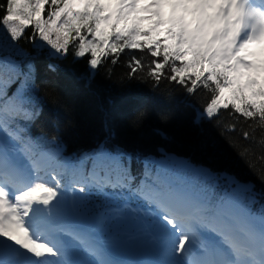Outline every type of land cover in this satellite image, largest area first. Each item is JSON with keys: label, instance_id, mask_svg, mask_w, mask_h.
<instances>
[{"label": "snow or ice", "instance_id": "6c2138e0", "mask_svg": "<svg viewBox=\"0 0 264 264\" xmlns=\"http://www.w3.org/2000/svg\"><path fill=\"white\" fill-rule=\"evenodd\" d=\"M0 13V264H264V200L250 182L184 163L134 173L132 154L103 145L78 158L91 160L85 175L62 144L30 134L41 114L36 60L63 61L70 47L73 64L89 57L86 73L67 70L89 92L105 61L130 53L128 79L146 70L153 89L166 81L189 98L209 93L203 108L189 99L158 114L169 124L191 109L203 151L215 150L203 124L222 111L252 122L245 139L264 134V0H5ZM25 38L33 52L17 46ZM46 71L59 75V63ZM147 115L136 110L130 126ZM218 178L228 188L216 194ZM93 190L111 203L97 207ZM123 245L156 258H111Z\"/></svg>", "mask_w": 264, "mask_h": 264}, {"label": "trees", "instance_id": "16d2710c", "mask_svg": "<svg viewBox=\"0 0 264 264\" xmlns=\"http://www.w3.org/2000/svg\"><path fill=\"white\" fill-rule=\"evenodd\" d=\"M4 2L0 0V6ZM17 44L26 52H33V45L26 38ZM130 55H122L116 65H112L110 60L105 61L96 72L92 92L85 90L83 82H75V76L88 71L86 62L89 57L73 64L71 47L63 61H49L41 56L36 60V97L37 106L42 110L39 120L32 127L30 125V134L40 136L42 143L55 140L62 144V155L71 158L69 162L78 164L81 169H90L91 160L85 158L80 161L78 158L103 145L109 151L132 154L131 168L134 173L141 172L145 164L154 168L155 162L170 155L187 164L226 171L230 177L251 182L264 191V182L259 178V174H264V145L260 143L264 134L257 129L252 138L245 139L243 132L251 131L248 125L252 122L222 111L214 122L203 124V136L215 143V150L207 152L199 149L196 146L199 133L190 127L194 115L191 109H183L180 122L169 124H163L158 114L189 99L198 108H203L210 94L200 90L195 97L189 98L179 85L166 81L158 89H153V81L145 75L146 70L137 73L139 79H128L131 69L127 60ZM147 59L145 57L146 62ZM48 63H59L60 74L47 72ZM69 68L74 69L75 76L67 71ZM57 96L59 102H55ZM109 100L112 103H108ZM142 108L148 109L147 119L141 127H131L130 119L136 110ZM233 123L236 124L235 131L228 130ZM106 124L108 131L105 130ZM154 129H163L169 139H162ZM258 208L256 206L254 212Z\"/></svg>", "mask_w": 264, "mask_h": 264}, {"label": "rangeland", "instance_id": "374dc122", "mask_svg": "<svg viewBox=\"0 0 264 264\" xmlns=\"http://www.w3.org/2000/svg\"><path fill=\"white\" fill-rule=\"evenodd\" d=\"M3 38L0 37V40H2ZM24 39L21 40V42H23ZM17 46L19 47V45L17 44ZM0 55H3V53H0Z\"/></svg>", "mask_w": 264, "mask_h": 264}]
</instances>
